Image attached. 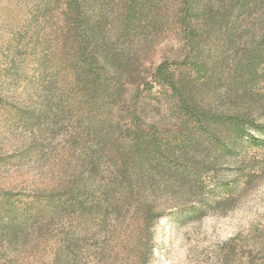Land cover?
<instances>
[{
  "label": "trees",
  "instance_id": "16d2710c",
  "mask_svg": "<svg viewBox=\"0 0 264 264\" xmlns=\"http://www.w3.org/2000/svg\"><path fill=\"white\" fill-rule=\"evenodd\" d=\"M117 1L120 13L114 0H96L94 27L86 0H67L96 129L82 172L42 199L71 224L74 248L77 234L133 209L149 219L166 202L192 216L234 209L258 173L248 152L264 148V0ZM166 32L183 42V54L142 70ZM4 218L11 238L24 223L17 210Z\"/></svg>",
  "mask_w": 264,
  "mask_h": 264
},
{
  "label": "rangeland",
  "instance_id": "374dc122",
  "mask_svg": "<svg viewBox=\"0 0 264 264\" xmlns=\"http://www.w3.org/2000/svg\"><path fill=\"white\" fill-rule=\"evenodd\" d=\"M86 3L87 21L96 27V0ZM120 4L114 0L118 13ZM69 13L67 0H0V264H264L259 146L248 152L258 173L234 209L192 216L166 202L151 219L133 209L77 234L78 247L71 246V224L57 221L42 199L82 172L88 134L96 129V99L85 97L91 85L78 82ZM182 54L183 42L166 32L148 48L141 69ZM115 106L105 107L108 116ZM14 210L24 224L10 238L2 221Z\"/></svg>",
  "mask_w": 264,
  "mask_h": 264
}]
</instances>
